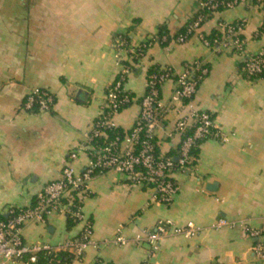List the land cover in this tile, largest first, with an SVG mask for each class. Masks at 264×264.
Returning a JSON list of instances; mask_svg holds the SVG:
<instances>
[{
  "label": "crops",
  "instance_id": "0c3cea01",
  "mask_svg": "<svg viewBox=\"0 0 264 264\" xmlns=\"http://www.w3.org/2000/svg\"><path fill=\"white\" fill-rule=\"evenodd\" d=\"M199 1L0 0V217L30 207L59 177L68 153L85 144L120 72L116 55L130 64L123 89L133 97L110 118L122 132L138 118L148 70H171L159 91L163 108L155 137L159 156L175 155L181 141L175 124L190 109L185 102L170 104L174 81L199 62L206 73L190 105L211 116L224 141L198 144L193 166L173 174L178 190L167 204L115 171L94 176L82 202L93 245L71 264H264L239 227H212L220 219L258 229L264 224V79L244 78L235 53L215 52L195 36L176 41L195 18ZM258 1L264 0L213 13L200 31L209 35L219 23L246 20L244 53H256L264 47V6ZM159 29L165 33L161 41ZM120 36L128 37L132 49L156 41L132 62L133 56L116 49ZM37 87L53 95L50 111L24 108L28 92ZM87 160L79 151L71 166L80 172ZM167 220L192 223L200 232L192 238L168 236L152 254L133 241ZM82 227H68L65 216L51 213L42 223L25 224L21 235L28 245L57 246L77 238ZM117 236L127 242L117 244Z\"/></svg>",
  "mask_w": 264,
  "mask_h": 264
},
{
  "label": "built area",
  "instance_id": "2783aa9c",
  "mask_svg": "<svg viewBox=\"0 0 264 264\" xmlns=\"http://www.w3.org/2000/svg\"><path fill=\"white\" fill-rule=\"evenodd\" d=\"M245 1H199L196 18L186 26L185 33L179 35L176 41L183 43L195 36L204 47L215 52L229 51L241 56L240 73L244 78L249 80L259 76L264 73V47L254 54L244 53L245 43L242 31L246 26V20L219 23L218 35L211 39H207L206 35L200 31L207 14L216 13L221 9H232ZM258 3L264 6V1H258ZM162 42H166V38H163ZM116 43L118 52L125 51L129 55L134 54L135 49L126 46L124 40L119 39ZM116 66L120 68V72L106 91L103 112L95 120L85 144L68 153L67 162L64 163L59 177L42 189L30 207L9 209L7 216L0 218V264L7 262L36 264L38 255L41 253L55 264H62L58 258L59 254L71 257V262L79 259L84 251L93 245L92 224L84 219L82 202L89 195L88 184L94 176L115 171L123 175L129 185L151 189L154 193V200L167 204L178 190L172 176L176 172H184L190 168L189 165L194 160L191 151L204 139L224 141L211 116L205 111L192 109L190 105L199 81L206 73L199 62L187 65L185 71L174 81L175 88L170 104L185 102L190 109L188 115L180 118L175 124V132L181 136L176 157H163L155 154L157 145L155 133L160 126L163 108L159 91L163 83L172 78L170 69L161 70L148 77L146 92L140 99V112L134 126L121 139L116 137L108 141L106 130L115 128L110 118L133 102L130 94L123 89L128 69L122 65L119 55H116ZM53 104V95L37 87L28 92L24 108L29 111L36 108L38 111L46 112L51 110ZM79 151L85 152L88 160L84 168L77 172L71 166V162L76 160ZM51 213L61 214L76 224H83L78 237L57 246L26 244L21 235L23 226L29 222L42 223ZM223 226L239 227L248 238L253 240V256L260 262H264V224L258 229L250 228L242 223H228L220 219L212 227L219 229ZM199 232L200 228L192 223L177 226L167 220L158 223L152 231H142L134 237L133 241L145 244L152 254L158 249L159 243L168 236L192 238ZM115 242L123 245L127 240L122 236H117Z\"/></svg>",
  "mask_w": 264,
  "mask_h": 264
},
{
  "label": "trees",
  "instance_id": "16d2710c",
  "mask_svg": "<svg viewBox=\"0 0 264 264\" xmlns=\"http://www.w3.org/2000/svg\"><path fill=\"white\" fill-rule=\"evenodd\" d=\"M201 1V0H200ZM223 9H221V10H219V11H222ZM197 11H198V8H197ZM212 15V13H210V14H207V16H206V20L210 17ZM196 16H197V14H196ZM196 16H195V18H196ZM194 18V19H195ZM193 19V20H194ZM193 20H192V22H193ZM192 22H190V23H192ZM190 23H188V24H190ZM187 24V25H188ZM186 25V26H187ZM186 26L184 27V29L180 32V33H178L175 37H178L179 35H183L184 33H185V29H186ZM262 32H264V25L262 26ZM163 34H165L164 32H163V29H159V32H158V39H157V41H161V37L163 36ZM218 35V31L217 30H214V31H212L209 35H206V38L207 39H211V38H214L215 36H217ZM121 38H120V40H124L125 41V43H126V46H129V44H127V41L129 40L128 39V37L127 36H120ZM170 40V38L169 37H167V41H169ZM153 41H156V40H151L150 42H148V43H146V44H141L138 48H136L135 49V51H134V54H132L131 56H133V59H132V62L133 61H135V60H137L138 58H139V56H141L144 52H145V50L147 49V47L149 46V45H151V43L153 42ZM125 48H127V47H125ZM122 65L123 66H125L128 70L130 69L129 67H130V64H127V63H125V62H122ZM240 68H241V63H240V65H239V67H238V69H239V71H240ZM157 72H159V71H157V69H155V68H152V69H150V70H148V73H147V79H148V77H150L151 75H153V74H156ZM197 74H199V73H197ZM202 78H203V76H202ZM257 79H264V73H262V74H260L259 76H257V77H254V78H250L249 80H251V81H254V80H257ZM199 83H200V81H199ZM199 85V84H198ZM145 92H146V90H145ZM131 96V95H130ZM132 97V96H131ZM133 98V97H132ZM140 102V101H139ZM128 106H126L125 108H127ZM124 108V109H125ZM123 109V110H124ZM35 110H37L36 108H33L31 111H35ZM122 111V110H121ZM121 111H119V112H121ZM130 132V130L128 131V132H122L121 130H119V129H117V128H114V129H108V130H106V135H107V140L108 141H111V140H113V139H115L116 137H119L120 139L123 137V135L124 134H127V133H129ZM99 144H101V141H99ZM158 146L156 145V148H155V154L156 155H158ZM179 148V147H178ZM178 148H177V151L175 152V155H170L171 157H176L177 156V153H178ZM191 156H192V158L194 159V160H192V162H191V164L189 165V167H192L193 166V164L195 163V161H196V158H197V147L196 148H194L192 151H191ZM34 203V202H33ZM0 218H2V217H0ZM67 225H68V227H71V226H73V225H76V223H74V222H72L70 219H68L67 218ZM58 258L61 260V263L62 264H67V263H70L71 262V257H67V255L66 254H59L58 255ZM55 264L54 262H50V258L49 257H47V256H45L44 254H39L38 255V261H37V263L36 264Z\"/></svg>",
  "mask_w": 264,
  "mask_h": 264
}]
</instances>
